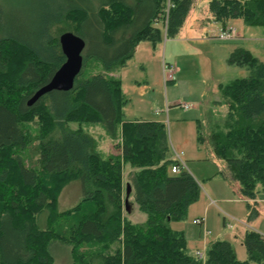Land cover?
<instances>
[{"label": "trees", "instance_id": "16d2710c", "mask_svg": "<svg viewBox=\"0 0 264 264\" xmlns=\"http://www.w3.org/2000/svg\"><path fill=\"white\" fill-rule=\"evenodd\" d=\"M26 3L31 19L24 30L12 27L0 2V264H54V244L69 247V264H264V237L255 231L241 239L245 261L229 241L210 243L204 257L188 253L184 232L170 224L186 220L200 186L187 169L171 173L178 161L170 155L165 123L124 120L128 100L121 80L110 75L141 42L162 41L156 23L163 21L165 36L175 37L196 0ZM208 10L225 27L240 19L264 28V0H209ZM66 32L87 48L73 89L28 106L65 62L59 38ZM92 60L101 70L83 78ZM228 63L249 74L222 87L228 113L210 124L207 136L199 124L197 139L225 163L219 173L255 201L264 192V60L238 47ZM72 122L79 127L72 129ZM82 124H101L120 152L104 155ZM126 169L132 203L146 215L141 223L129 217L124 200ZM73 181H80L82 199L60 212V193ZM247 207L248 221L255 220L258 210Z\"/></svg>", "mask_w": 264, "mask_h": 264}, {"label": "rangeland", "instance_id": "374dc122", "mask_svg": "<svg viewBox=\"0 0 264 264\" xmlns=\"http://www.w3.org/2000/svg\"><path fill=\"white\" fill-rule=\"evenodd\" d=\"M0 2L8 17L16 23L12 27H22L24 30L30 28L31 12L26 0ZM208 2L209 0H196L180 32L173 38L165 36L163 21L156 23L155 26L163 31L162 41L156 46L149 41L141 42L126 66L110 75L121 80L124 96L128 100L123 108L124 120L145 119L165 123L170 155L175 157V150L178 153L183 152L186 169L200 186L199 199L189 207L186 220L180 223H190L193 218L189 216L190 213L196 216L205 213L210 207L209 229L212 234L220 237L231 235L239 226L233 222V227H236L230 231L224 217L230 211L237 215L245 214L248 210L247 202L254 205L262 215L263 229L264 202L259 200L262 195L257 197L260 201L258 205L254 204L257 199L253 201L243 197L239 184L225 179L219 173V170L226 169V165L217 158L206 142H198L197 129L200 124L201 132L207 136L210 124L226 117L228 106L221 93L222 87L249 74L247 68L228 63L230 50L235 47L244 48L257 59L264 60V28L246 25L240 19L230 20L226 26L235 31L237 38L219 41L217 35L221 31H217L221 23L213 20L208 10ZM86 50L87 48L84 49L83 55ZM100 67L96 61H88L83 78L98 73ZM170 69L172 72H169ZM184 105L188 108L185 109ZM70 126L77 129L79 123L72 122ZM81 126L95 136L104 155H117L120 152L117 147L118 140H112L101 124ZM35 128H31L33 136L37 134ZM124 175L126 187L129 185L127 169ZM206 192L210 195L208 198L230 201L210 203V199H206ZM82 196L80 181L69 183L60 193L58 210L63 212L73 208ZM129 198L130 193L128 196L125 193L124 200L128 199L129 217L131 216L134 222H144L146 215L140 212L132 203L133 199L129 201ZM94 248L87 246L83 249L89 251L88 249ZM51 250L54 264L70 263L69 247L54 244ZM238 256L240 259L246 257V249L242 244L238 247Z\"/></svg>", "mask_w": 264, "mask_h": 264}, {"label": "crops", "instance_id": "0c3cea01", "mask_svg": "<svg viewBox=\"0 0 264 264\" xmlns=\"http://www.w3.org/2000/svg\"><path fill=\"white\" fill-rule=\"evenodd\" d=\"M216 23V22H215ZM217 24V23H216ZM229 27H225V26H220L218 28V32L224 30V29H228ZM231 28V27H230ZM238 47L233 48L232 50H230L229 53H231L234 49H236ZM128 121H151V120H145V119H134V120H128ZM155 121V120H152ZM158 122H162V121H158ZM176 152V150L174 151ZM178 153V152H177ZM183 153V152H181ZM173 158H175L173 156ZM184 163H185V159ZM186 165V163H185ZM187 166V165H186ZM129 172V169L127 170V173ZM262 195V198H260V196ZM210 197L209 193L206 192V199L209 200L210 199V203H224V202H229L230 200L228 199H217L214 200L213 198H208ZM258 198H260L259 200L264 202V194L259 193ZM257 200L254 202V204L258 205L259 204V200ZM132 200L133 197L129 198ZM247 204L252 205L250 202H247ZM189 213V211H188ZM247 213V214H246ZM245 214H234L231 211L229 212V214L226 215V217H224V221L225 224L227 226L228 229H230V231H233L235 229L236 226L233 227V222L236 223L237 225H239L238 227H236V231L232 232V234H225L224 236H220L218 237L217 234H212V231L209 229V221L211 220V215H210V207H208V209L206 210L205 213H200L196 216H192V214L190 213L189 216L193 217L191 222H187L185 224H181L180 222H174L171 224V228L173 230L176 231H182L185 234V238L187 241V250L188 253L192 256H198L199 257H204L205 253H206V249L209 246L210 243L214 242V241H229L231 242L235 249H236V253H237V257L240 261H245L247 259V252H246V257L240 259L238 256V247H240L241 245V239L243 238L244 234L247 231H255L258 232L259 234H261L264 237V228H261V219H262V215L260 214V212L258 211L259 215L255 220H251L248 221V214H249V210H247ZM200 219L202 220L201 224H195L194 221ZM233 233L235 235H233ZM215 239V240H214ZM237 244V246H235Z\"/></svg>", "mask_w": 264, "mask_h": 264}, {"label": "water", "instance_id": "95a60500", "mask_svg": "<svg viewBox=\"0 0 264 264\" xmlns=\"http://www.w3.org/2000/svg\"><path fill=\"white\" fill-rule=\"evenodd\" d=\"M59 43L65 56V62L52 75L47 84L39 88L29 99L28 106H32L44 95L53 91L68 92L74 87L75 80L83 68V51L86 47L85 41L72 32H66L59 38ZM131 191L130 185H127V196ZM127 208L128 199L125 201Z\"/></svg>", "mask_w": 264, "mask_h": 264}, {"label": "built area", "instance_id": "2783aa9c", "mask_svg": "<svg viewBox=\"0 0 264 264\" xmlns=\"http://www.w3.org/2000/svg\"><path fill=\"white\" fill-rule=\"evenodd\" d=\"M168 12V8L166 9V13ZM237 38V35L235 33V31L231 30V29H225L222 30L218 35H217V39L219 41H230V40H235ZM169 72H172V69L169 70ZM172 76V75H170ZM185 109L188 108L187 105L183 106ZM175 159L178 161V164L174 165L171 168V173L172 174H177L179 173L182 169H186V165L184 163L183 160V153H177L175 152ZM195 224H201L202 220L197 219L194 221ZM199 256V255H198ZM201 257V256H200Z\"/></svg>", "mask_w": 264, "mask_h": 264}]
</instances>
